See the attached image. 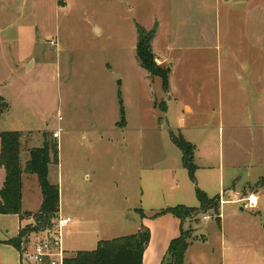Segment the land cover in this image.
<instances>
[{
	"label": "rangeland",
	"instance_id": "374dc122",
	"mask_svg": "<svg viewBox=\"0 0 264 264\" xmlns=\"http://www.w3.org/2000/svg\"><path fill=\"white\" fill-rule=\"evenodd\" d=\"M138 24L147 29L159 25L157 48L169 57L161 55L162 64L156 61L165 67L172 62L168 88L140 64ZM119 95L123 127L117 125L122 120ZM263 95L264 0H0V131L26 129L24 137L35 147L46 139L59 143L65 198L71 201L77 180L82 191L97 193L90 202L106 208L103 222L118 224L121 232H130L141 212L158 217L154 215L165 204L161 184L167 169H176L179 181L189 179L184 153L165 131L186 124L184 102L195 107L191 120L209 126L216 146L224 133L228 154L231 130L224 126L234 112L249 125L252 120L264 123V103L252 101ZM96 125L102 130H93ZM58 127L63 131L57 140L53 131ZM239 132L236 148L264 155V128ZM86 161L100 169L97 179ZM51 169L55 180L58 163ZM260 172L264 177V165ZM250 192L257 191L243 194ZM263 202L259 197L258 207L245 211L239 204L223 207L226 213L236 207L234 222L259 224L264 231ZM198 203L193 194L191 206ZM205 214L191 216L188 233L198 236L191 253L208 257L201 264H218L223 249L219 225L214 218L204 222ZM249 232L252 237L256 230L246 227L244 235ZM229 244L227 238L225 246Z\"/></svg>",
	"mask_w": 264,
	"mask_h": 264
},
{
	"label": "crops",
	"instance_id": "0c3cea01",
	"mask_svg": "<svg viewBox=\"0 0 264 264\" xmlns=\"http://www.w3.org/2000/svg\"><path fill=\"white\" fill-rule=\"evenodd\" d=\"M216 1L220 2L221 0ZM157 33L158 27L156 35L152 41V46L158 62L162 64V62L164 63V59L161 58V55L166 58L165 60H167L169 54H166L165 51L157 48ZM168 42L169 44L171 43L170 36H168ZM168 62L171 75L172 62L170 60ZM243 83L244 85H249L250 82L249 80H243ZM262 97H264V95ZM262 97L259 96L258 98H253L252 101L254 104L264 103V98ZM165 103V112L169 118L168 102ZM182 106L188 111L186 124L167 126L165 131H168L167 134L171 142L173 141L170 133L174 131L181 133L183 137L193 145V163L195 165L194 175L197 183H194L190 172L188 173L186 171V173H184L185 177L187 176L189 179L184 178L179 181L177 180V170L167 169L162 177L163 181L161 184L162 188L165 190V204L159 210L176 205L198 207L200 202L198 203V206H191L190 204L193 194H196L197 188L205 191L209 197L217 195L223 196V202H220V217L218 220L214 219L219 225L220 232L217 233H220V239L223 242V249L218 264H264V231H262L263 229H260L263 227L259 224H257L256 227L250 223L246 225L238 224L234 222V220H236L235 218L238 217L239 214L236 207L230 208L229 213H226L223 207L226 204H239L240 209L245 211L246 208L238 202V199L246 195L243 194L245 191H251V189H255L257 191L256 193L260 197V203L262 204L263 202L262 191H264V186H261V180L262 178L264 179V177L259 175L262 173L260 172V168L261 165H264V155L259 153L257 155L254 150H251L250 152L239 150L236 148V144L239 143V130L254 127L264 128V123H253V116L250 111L248 119L252 120V122L249 125V122H242L241 120H238L236 115L237 113L234 112V119L231 118V120H229V122L224 126V128H229L231 130V134L229 133L227 135L231 149L228 154H226L224 149L226 136H224V133L219 135V145L216 146L215 141H213V139L215 140V137L213 134L208 132L209 126L191 120L192 115L195 114V107L189 102H184ZM259 115H262V113L259 112ZM219 119L221 121L220 124L224 122L222 114L219 116ZM98 126L100 125H96L93 130L101 131L102 128ZM7 131H19L22 133L21 164L24 169L26 162L30 158L29 149L35 147L28 144V141L31 142L29 138L24 137V134L27 133L28 130L15 128ZM163 131L164 130H161V132ZM60 137L61 133L56 139L58 140ZM51 164H54V162ZM51 164L49 168V179L52 183L58 184L60 188L59 212L73 218V222L71 225H68V227H65L63 233V245L67 253L71 254L69 256L74 255L80 250L95 249L100 240L113 239L119 236L134 234L137 233L141 227L147 226L151 228L152 236L151 242L149 246H147L144 253L143 264L162 263L164 259L163 256L166 253L171 241L180 235L181 220L179 217L172 213H165L153 218L151 215L147 214H144L143 216L142 213L144 212H142L139 222L134 224L130 232H121L118 224L109 225L103 222L105 219L100 215H105L107 213L106 208L102 206L100 202L97 206H92V201L90 202V199L94 198V194L97 193H93V196H91L89 193L82 191L80 188L81 185L77 180L73 181V184H75L74 192L72 194L71 201H68L61 189L62 180L60 176L61 169L59 167L60 161L58 162V177L55 180L52 179L53 173ZM182 164L187 170V167L184 165L183 155ZM85 166L88 168L94 179L95 177L96 179L99 177L100 169L94 170L90 161H86ZM242 169L245 170L244 176H240V171ZM86 175L89 174L86 173ZM5 178V168H1L0 190L4 185ZM22 183V210L23 212L35 213L40 209L43 202V194L38 177L36 174H30L24 171L22 174ZM154 190L155 189H153V191ZM93 203L96 202L94 201ZM139 211L141 210L139 209ZM86 215L97 216L88 217ZM205 215H212V212H206ZM228 218L230 219L229 221ZM208 220L209 219L203 221L207 222ZM34 222L35 220L32 216L21 217L18 214H0V264H35L24 259L18 248L7 243L9 239L16 237L21 229L29 224H33ZM206 226L208 228V224ZM246 227L247 229L252 228L253 231L256 230V232L252 233V237L250 232L244 235V229ZM69 233L74 237L69 238ZM108 233L114 234L112 236H106ZM201 237V240L203 241L205 237ZM227 238L230 240L228 248L225 246ZM254 239H258L263 245H261L258 240ZM192 245L193 242L190 243L187 249L185 256L186 263L201 264L203 261L204 263H207L206 259L208 257L205 254L202 253V255L198 258L197 255L194 256L191 253L193 250ZM257 245H259V247Z\"/></svg>",
	"mask_w": 264,
	"mask_h": 264
},
{
	"label": "trees",
	"instance_id": "16d2710c",
	"mask_svg": "<svg viewBox=\"0 0 264 264\" xmlns=\"http://www.w3.org/2000/svg\"><path fill=\"white\" fill-rule=\"evenodd\" d=\"M157 27L155 24L153 28L147 29L141 24L137 25V56L141 66L149 74L161 77L165 88H168L170 68L158 64L153 52L152 41L156 35ZM119 97L122 120L117 125L123 127L126 121L121 95ZM170 135L175 145L184 153V165L189 170L192 179L195 180V165L189 160V157H193V145L181 133L172 131ZM21 136L22 133L19 131H0V169L5 168L6 171L4 185L0 190V214H18L21 217L32 216L35 220L33 224L21 229L16 237L7 241L19 250L22 242L30 234L52 227L60 207L59 185L52 183L49 179L50 164L59 162V144L46 139L43 146L30 148V158L23 169L21 164ZM24 171L36 174L42 189L43 202L40 209L35 213L23 212L22 210V174ZM196 195L200 202L198 207L176 205L163 208L154 215L172 213L181 220V233L171 241L161 264H187L185 260L187 249L190 243L198 238V236L188 233L193 225L191 216L193 219H198L201 213L212 212V214L218 215L217 220L219 219L220 196L209 197L200 188H197ZM142 215L144 216V213ZM186 225L188 227H185ZM150 238V230L143 226L134 234L100 240L93 250L77 251L74 255L66 258L65 264H143L144 253Z\"/></svg>",
	"mask_w": 264,
	"mask_h": 264
},
{
	"label": "built area",
	"instance_id": "2783aa9c",
	"mask_svg": "<svg viewBox=\"0 0 264 264\" xmlns=\"http://www.w3.org/2000/svg\"><path fill=\"white\" fill-rule=\"evenodd\" d=\"M51 43L56 44L54 40ZM62 131L63 128L58 127L53 131V137L58 138ZM220 202H223V196H220ZM238 202L245 208L255 209L259 205V196L251 192L240 197ZM217 217L216 214L204 215L203 219H217ZM72 221L71 216L59 212L51 228L34 232L22 242L20 249L22 257L35 264H65L69 255L63 245V233L65 227L70 225Z\"/></svg>",
	"mask_w": 264,
	"mask_h": 264
}]
</instances>
